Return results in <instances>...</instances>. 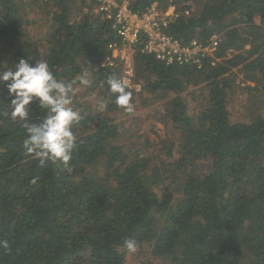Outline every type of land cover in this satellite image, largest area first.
Segmentation results:
<instances>
[{
	"label": "trees",
	"instance_id": "16d2710c",
	"mask_svg": "<svg viewBox=\"0 0 264 264\" xmlns=\"http://www.w3.org/2000/svg\"><path fill=\"white\" fill-rule=\"evenodd\" d=\"M68 1L42 0L57 8L47 39L38 40L45 48L31 49L21 0H0V72L14 70L21 58L33 65L45 59L66 83L78 84L88 72L108 104L93 113L77 107L83 118L73 127L77 146L68 167L41 166L23 147L24 121L12 118L14 97L0 84V240L11 246L0 247V264H131L128 238L150 251L140 264H264V115L234 121L231 112L239 78L254 83L243 94L264 93V0H172L180 15L170 30L182 41L223 33L216 65H166L136 52L142 89L132 92L133 101L168 99V118L181 138L162 145L171 148L167 159L119 143L114 119L126 111L106 81L120 77L121 68L98 67L119 37L87 0L79 1L88 11L72 21ZM169 1L130 4L142 12ZM199 85L202 105L197 92L183 93ZM46 114L37 100L29 122Z\"/></svg>",
	"mask_w": 264,
	"mask_h": 264
},
{
	"label": "clouds",
	"instance_id": "9594fccd",
	"mask_svg": "<svg viewBox=\"0 0 264 264\" xmlns=\"http://www.w3.org/2000/svg\"><path fill=\"white\" fill-rule=\"evenodd\" d=\"M88 77L89 73H83L78 78L79 84L91 86L92 80ZM3 83H6L9 94L14 97L10 103L12 118L24 121L23 127L28 133L23 141L26 152L39 159L41 166L50 161L68 167L77 146L73 127L83 118L80 110L73 107V96L78 90L77 80L67 83L58 80L45 59L33 65L28 59L21 58L14 70L0 72V84ZM106 83L115 96V104L127 113H133V93L128 89V82L117 75H110ZM37 100L40 108L47 110V114L39 123H32L29 122L30 105ZM107 107L108 104L103 99L96 106L99 112L105 111ZM123 246L129 253L138 251L135 238L126 239ZM0 247L11 251L6 239L0 240Z\"/></svg>",
	"mask_w": 264,
	"mask_h": 264
},
{
	"label": "rangeland",
	"instance_id": "374dc122",
	"mask_svg": "<svg viewBox=\"0 0 264 264\" xmlns=\"http://www.w3.org/2000/svg\"><path fill=\"white\" fill-rule=\"evenodd\" d=\"M193 2V0H189ZM68 3V15L72 21L78 20L82 15V11H86V6L82 7V2L79 0H69ZM21 5H23V15L25 26L23 30V37L31 41V49H44L45 45L40 43L41 39H47V35L51 30V23L53 21L54 10L56 6L51 7L44 5L42 0H21ZM52 5V3H51ZM162 8H166L160 5ZM198 6L193 5V10L197 9ZM56 11V10H55ZM256 23H260V17L256 16ZM129 52V51H128ZM127 52V53H128ZM233 53H237L235 50ZM136 55V54H135ZM135 55L133 56L135 58ZM238 72V69H234ZM88 73V72H87ZM240 76L244 77L242 73ZM82 76V74H81ZM89 79L90 76L88 77ZM240 87L235 94L234 103L231 106L232 118L234 121H251L256 115H264V93L262 95H256L248 91L249 94L246 95L242 93V88L247 85H254L252 82H242L237 81ZM77 91L73 96V107H78L83 110L96 112L97 103L99 100L103 99V94L99 89L93 88L91 86L76 85ZM202 85L197 87L189 86L185 88L183 93L194 92L198 94L197 102L205 104L206 99L203 97V93L200 91ZM200 91V92H198ZM262 92V91H261ZM170 99V98H169ZM168 99L165 100H151L147 104L140 101V97L136 98L133 103L135 110L133 113L129 114L127 112H117L119 115L115 117L114 122L120 125V136L118 141L122 142L132 150H139L142 153H150L149 156L162 155L163 159L171 156L167 152L171 151L170 147L163 149V144L166 145H178L180 144L179 132L174 131L173 126H175L171 119L168 118L169 105L167 104ZM157 109H161L160 112ZM198 109V108H197ZM196 109V110H197ZM157 113H159L157 115ZM115 116V112L113 114ZM176 147H174L172 155H177ZM149 255V256H148ZM150 257V251L145 246L138 245V251L136 253L128 254V263L140 264L142 261L147 260Z\"/></svg>",
	"mask_w": 264,
	"mask_h": 264
},
{
	"label": "built area",
	"instance_id": "2783aa9c",
	"mask_svg": "<svg viewBox=\"0 0 264 264\" xmlns=\"http://www.w3.org/2000/svg\"><path fill=\"white\" fill-rule=\"evenodd\" d=\"M87 1L92 4L94 13H101L111 20L112 28L119 37L118 41L109 42L108 54L100 60L98 67L103 71L120 67V77L128 82V89L132 92L142 89L135 75L133 56L137 51L153 55L166 65H195L201 68L206 61L216 65L220 60L218 52L223 39L222 32H216L204 39L192 38L189 41H182L172 34V21L180 15L172 0L166 8L154 2L142 12L134 11L130 0ZM188 12L186 10V13Z\"/></svg>",
	"mask_w": 264,
	"mask_h": 264
}]
</instances>
